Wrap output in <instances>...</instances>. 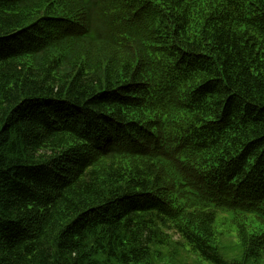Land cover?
I'll use <instances>...</instances> for the list:
<instances>
[{"label":"trees","instance_id":"16d2710c","mask_svg":"<svg viewBox=\"0 0 264 264\" xmlns=\"http://www.w3.org/2000/svg\"><path fill=\"white\" fill-rule=\"evenodd\" d=\"M0 264H264V0H0Z\"/></svg>","mask_w":264,"mask_h":264}]
</instances>
